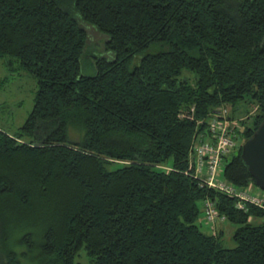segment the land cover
Returning <instances> with one entry per match:
<instances>
[{"label":"trees","instance_id":"trees-1","mask_svg":"<svg viewBox=\"0 0 264 264\" xmlns=\"http://www.w3.org/2000/svg\"><path fill=\"white\" fill-rule=\"evenodd\" d=\"M81 22L115 54L92 75ZM0 60L37 80L25 124L0 130V264H264V209L188 173L217 109L237 142L264 121V0H0ZM233 152L222 178L257 186ZM206 199L234 248L201 231Z\"/></svg>","mask_w":264,"mask_h":264},{"label":"rangeland","instance_id":"rangeland-1","mask_svg":"<svg viewBox=\"0 0 264 264\" xmlns=\"http://www.w3.org/2000/svg\"><path fill=\"white\" fill-rule=\"evenodd\" d=\"M83 28L90 33V50L85 61H83V74L92 75L94 71V61L96 58H106L107 60H114L115 54L106 50V42L108 37L99 33L95 27L89 26L84 22H81ZM98 32V33H97ZM103 36V38L100 35ZM5 60H0V130L5 131L11 135L16 134L19 129L25 124L28 116L34 108V99L37 92V80L31 74L25 72H18L7 67ZM137 63V61H136ZM93 64V70L91 66ZM243 114L250 110V105L242 103L240 105ZM220 109L229 110L227 107ZM211 119H209L210 121ZM243 144L244 140L238 141ZM235 150V149H234ZM235 153V152H233ZM232 154L228 155L229 158ZM225 164L223 163L221 170L224 171ZM250 192L258 196L264 197V191L255 186L253 183L249 187ZM205 201V200H204ZM203 205V204H202ZM201 213L198 225L202 232L205 234H217L222 235L224 246L226 248H234L235 243L232 239L233 233L238 228L237 225L230 224L227 220H217L214 225L209 224L205 218V208L200 207ZM264 209V207H259ZM252 221V219H251ZM263 220L256 221V223H262ZM20 236V234L13 236V241ZM19 253L21 249L17 250ZM23 264H31L28 259H23ZM77 263L88 264V258L86 251H81L76 259Z\"/></svg>","mask_w":264,"mask_h":264},{"label":"built area","instance_id":"built-area-1","mask_svg":"<svg viewBox=\"0 0 264 264\" xmlns=\"http://www.w3.org/2000/svg\"><path fill=\"white\" fill-rule=\"evenodd\" d=\"M227 115L228 110L225 109H217L214 112L208 121L209 133L200 134L193 148L188 173L191 172L202 186L235 198L239 210L247 211V205L264 207V197L251 193L249 188H238L222 178L223 161L238 146L231 129L235 123L230 122ZM203 206V215L209 224L214 225L218 223L217 220H226L225 216L219 215L213 200L206 199Z\"/></svg>","mask_w":264,"mask_h":264},{"label":"water","instance_id":"water-1","mask_svg":"<svg viewBox=\"0 0 264 264\" xmlns=\"http://www.w3.org/2000/svg\"><path fill=\"white\" fill-rule=\"evenodd\" d=\"M241 159L257 187L264 191V121L252 137L244 140Z\"/></svg>","mask_w":264,"mask_h":264}]
</instances>
